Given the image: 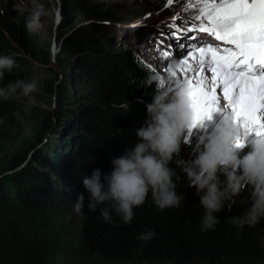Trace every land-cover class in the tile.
<instances>
[{"label": "trees", "instance_id": "obj_1", "mask_svg": "<svg viewBox=\"0 0 264 264\" xmlns=\"http://www.w3.org/2000/svg\"><path fill=\"white\" fill-rule=\"evenodd\" d=\"M60 2L62 29L92 9L98 18H122L118 10H98L85 0ZM8 9L15 19L0 7V55L12 56L17 67L5 74V85L32 79L30 59L14 51H25L39 62L51 60L50 45L25 28L27 11ZM97 30V24L81 25L60 41L56 63L64 79L70 75L68 80L78 87L62 84L63 79L41 84L46 97L55 96L54 113L52 108H27L28 114L15 120L24 109L19 101L23 96L0 100V264H264V219L242 229L230 223L248 206L241 203L248 191H242L230 211L226 202L215 213L219 223L214 230L201 231L204 209L182 171V162L195 154L190 149L180 150L170 163L176 192L184 198L179 208L160 211L149 193L134 208L130 225L113 212L115 226L102 220L100 209L106 205L88 210L83 177L96 168L109 173L111 160L134 146L136 129L143 125L146 104L157 87L142 64L136 60L132 65L127 52L119 59L122 54L115 57L104 50ZM95 57L104 62L93 66ZM67 58L71 62L63 67ZM81 192L85 206L77 213L74 204ZM146 229L154 230L155 238L138 240Z\"/></svg>", "mask_w": 264, "mask_h": 264}, {"label": "clouds", "instance_id": "obj_2", "mask_svg": "<svg viewBox=\"0 0 264 264\" xmlns=\"http://www.w3.org/2000/svg\"><path fill=\"white\" fill-rule=\"evenodd\" d=\"M19 11H27V31L44 28L42 18L46 12L41 0H28V4ZM120 19L119 25L124 20ZM110 22L106 20L105 23ZM15 67L17 62L12 56L0 55V100L8 101L17 95L28 97L38 90L39 82L36 79H17L5 85V74ZM149 80L157 82L158 77L151 75ZM187 91L186 82L174 92L157 86L151 102L146 104V119L136 129L137 142L134 146L111 160L113 167L109 173H102L96 168L90 176L83 177L82 183L88 194V210L94 212L98 205H106L100 209L103 222L115 226L114 212L124 224L130 225L134 208L142 206L149 193L160 211L180 207L184 198L176 192L173 180L176 172L170 163L181 150L186 130L192 124ZM123 107L125 111L129 110V102ZM241 134L242 129L234 118L225 114L214 131L200 136L194 156L182 162L188 186L195 187L204 209L201 231L214 230L219 223L215 213L225 209L226 202H230V211L237 197L245 190L249 196L241 203L248 206L240 215L231 217L230 223L242 229L244 226L255 227L264 219V135H255L244 147H238L237 140ZM84 206L85 192H81L77 195L74 210L81 213ZM155 236L154 230L146 229L137 239L148 242Z\"/></svg>", "mask_w": 264, "mask_h": 264}, {"label": "snow or ice", "instance_id": "obj_3", "mask_svg": "<svg viewBox=\"0 0 264 264\" xmlns=\"http://www.w3.org/2000/svg\"><path fill=\"white\" fill-rule=\"evenodd\" d=\"M194 6L193 29L210 34L217 43L169 33L171 52L165 60L183 57L184 76L171 72L160 86L169 92L187 83L192 110L189 134L213 112L231 115L242 134L244 147L250 133L264 135V0H188ZM185 39L193 43L185 44ZM257 68L260 69L259 73Z\"/></svg>", "mask_w": 264, "mask_h": 264}, {"label": "rangeland", "instance_id": "obj_4", "mask_svg": "<svg viewBox=\"0 0 264 264\" xmlns=\"http://www.w3.org/2000/svg\"><path fill=\"white\" fill-rule=\"evenodd\" d=\"M41 2L45 6L46 15L42 18L45 21V26L44 28L33 32V34H36L44 39L46 45H50L51 60L49 61V63L39 62L25 51L19 49L18 51H14L15 54L23 53L22 55L25 54V56L30 59L32 64L31 77L32 79H36L39 82L38 90L36 92L32 93L28 97L23 96L19 99L20 103L24 104V109L20 114H17V116L14 117L15 120L17 118L21 120L23 117H25V115L28 114L27 108L38 107V110L40 111L48 110V108H54L55 96L52 98L46 97V95L42 92L43 89L41 87V84H43L45 80H52L53 82L58 80V83H60L61 79H63L64 81H62V84L65 83L68 87H78L75 86L73 82H71V79L68 80L70 75L67 76V79H64V74L62 73L56 61H58L59 53L61 54L60 41L72 34L73 31H75L81 25L97 24V31L101 30L97 32V34L102 39L101 43L103 49L106 51L110 50V52H112L115 57L117 54H122V56L119 55V59H122L123 56L126 55L124 52H127L128 55L132 58V65H135L137 60L145 67V70L149 71L150 75H156L158 77V81L156 82V84L160 88H167V84H165V86L163 87L160 86V80L162 77H164L166 80L171 79V72H176L180 76L185 75V72L183 71L184 65L182 63L183 57H173L171 60L166 61L164 52H171L174 51V49H167L168 44H166L167 47L164 48H155L156 46L154 44V41H152L150 36L155 33L156 28L160 26V20L166 18L168 15H171L173 11L177 9L185 12H188L190 10L194 11V6L188 3V0H85V5H95L97 6L96 9L98 10H118L117 13L122 14L121 17L122 19H124L122 20V24L119 25L120 22H118V20H121L119 18L113 19L110 23L107 24L105 22L109 19L98 18L94 14L95 12H93V10L95 9H92V11H83L75 16V18H72L70 20V23L63 29L61 28V25L63 26V24L60 13V0H41ZM27 4L28 0H0V7L3 8L2 12L12 19H15V16L8 14V12H10L8 7H11L13 10H15L20 9ZM162 5L165 6L161 7ZM105 44L110 45L111 47H108ZM107 56L108 58H110L109 55ZM74 57L75 54L69 56V58L71 59H74ZM67 59L63 62V67H66L65 65H67L68 62H71V59ZM100 62L104 61L99 60V58L95 57L92 65H99ZM146 64L153 66L154 70L150 71ZM174 64L175 70H173ZM51 68H53V70L55 69L56 73L52 72ZM66 71L69 74H71L72 72L69 67H67ZM88 85L89 83L86 82L85 87H89ZM74 107H76V105L72 106V108ZM54 110L55 109L49 111L54 113ZM223 116V112H213L210 119L206 118L203 121L202 126L193 129V132L189 134L192 142H184L181 150L186 151L187 149H190L191 152L194 153L196 143L199 140L200 136H206L210 132L214 131L217 124L222 122ZM60 137L61 134L56 135V138ZM253 137H255L254 132L250 133L246 138L245 145Z\"/></svg>", "mask_w": 264, "mask_h": 264}, {"label": "bare ground", "instance_id": "obj_5", "mask_svg": "<svg viewBox=\"0 0 264 264\" xmlns=\"http://www.w3.org/2000/svg\"><path fill=\"white\" fill-rule=\"evenodd\" d=\"M173 10V9H172ZM182 13H189V11L188 12H185V11H181L180 9H177V10H175V11H173V13L171 14V15H168L166 18H164V19H161L160 20V24L161 23H164V22H166V23H168L169 22V20L173 17V16H178V15H180V14H182ZM160 27V26H159ZM159 27H157V29L159 28ZM156 29V30H157ZM150 38H151V36H150ZM208 39H211L210 37H207ZM152 39V38H151ZM168 43V45H169V43H170V41L169 40H166ZM188 43H190L191 44V42H188ZM167 46V45H166Z\"/></svg>", "mask_w": 264, "mask_h": 264}, {"label": "water", "instance_id": "obj_6", "mask_svg": "<svg viewBox=\"0 0 264 264\" xmlns=\"http://www.w3.org/2000/svg\"><path fill=\"white\" fill-rule=\"evenodd\" d=\"M90 21H91V19H90ZM87 23V22H86Z\"/></svg>", "mask_w": 264, "mask_h": 264}]
</instances>
